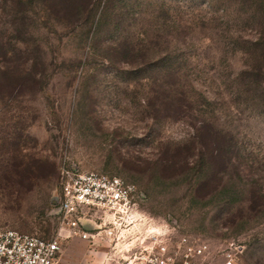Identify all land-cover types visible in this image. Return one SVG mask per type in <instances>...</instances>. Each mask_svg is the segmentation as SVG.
<instances>
[{
  "label": "rangeland",
  "instance_id": "374dc122",
  "mask_svg": "<svg viewBox=\"0 0 264 264\" xmlns=\"http://www.w3.org/2000/svg\"><path fill=\"white\" fill-rule=\"evenodd\" d=\"M256 66L264 0H0V228L56 235L67 160L264 264V86L241 75ZM74 240L92 250L62 256Z\"/></svg>",
  "mask_w": 264,
  "mask_h": 264
},
{
  "label": "built area",
  "instance_id": "2783aa9c",
  "mask_svg": "<svg viewBox=\"0 0 264 264\" xmlns=\"http://www.w3.org/2000/svg\"><path fill=\"white\" fill-rule=\"evenodd\" d=\"M59 185L56 235L0 228V264H60L63 242L75 238L112 264H239L244 252L234 240L213 243L152 217L140 207L144 193L121 176L64 160Z\"/></svg>",
  "mask_w": 264,
  "mask_h": 264
},
{
  "label": "crops",
  "instance_id": "0c3cea01",
  "mask_svg": "<svg viewBox=\"0 0 264 264\" xmlns=\"http://www.w3.org/2000/svg\"><path fill=\"white\" fill-rule=\"evenodd\" d=\"M80 239V238H78ZM85 244L87 243L92 250H84L82 255L75 254L74 247L79 245L78 241H73L70 245V248L66 254L61 255L60 264H112L105 259L104 255L97 254L96 247L90 245L88 241L80 239ZM86 247V245H85ZM101 251V250H99Z\"/></svg>",
  "mask_w": 264,
  "mask_h": 264
},
{
  "label": "trees",
  "instance_id": "16d2710c",
  "mask_svg": "<svg viewBox=\"0 0 264 264\" xmlns=\"http://www.w3.org/2000/svg\"><path fill=\"white\" fill-rule=\"evenodd\" d=\"M241 41L244 43L242 49L244 51V53L246 55L251 56L252 54H254L257 49H259L263 42L260 38L257 39V37H255L254 39H245V38H240ZM249 71V72H248ZM243 70V72H241V75H243L242 78H246L248 80V82H252V83H256L259 87H263L264 86V70L263 69H259V67L257 68V66L255 67V70Z\"/></svg>",
  "mask_w": 264,
  "mask_h": 264
}]
</instances>
